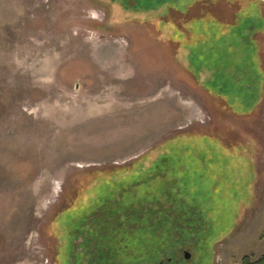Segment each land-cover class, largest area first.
Here are the masks:
<instances>
[{
  "label": "rangeland",
  "instance_id": "obj_1",
  "mask_svg": "<svg viewBox=\"0 0 264 264\" xmlns=\"http://www.w3.org/2000/svg\"><path fill=\"white\" fill-rule=\"evenodd\" d=\"M100 225L117 264L264 256V0H0V264Z\"/></svg>",
  "mask_w": 264,
  "mask_h": 264
},
{
  "label": "flooded vegetation",
  "instance_id": "obj_2",
  "mask_svg": "<svg viewBox=\"0 0 264 264\" xmlns=\"http://www.w3.org/2000/svg\"><path fill=\"white\" fill-rule=\"evenodd\" d=\"M103 230H105L104 225H100L93 230H89L88 226H86L78 239V247L70 255V261L72 260L75 263L74 253L77 250L82 254L79 257L80 264H117L114 252L102 241L105 236L97 234ZM191 262L192 256L190 253L182 249L178 255L174 254L173 258H169L166 261L160 259L152 264H191Z\"/></svg>",
  "mask_w": 264,
  "mask_h": 264
},
{
  "label": "trees",
  "instance_id": "obj_3",
  "mask_svg": "<svg viewBox=\"0 0 264 264\" xmlns=\"http://www.w3.org/2000/svg\"><path fill=\"white\" fill-rule=\"evenodd\" d=\"M244 264H264V256L253 262L248 258H244Z\"/></svg>",
  "mask_w": 264,
  "mask_h": 264
}]
</instances>
